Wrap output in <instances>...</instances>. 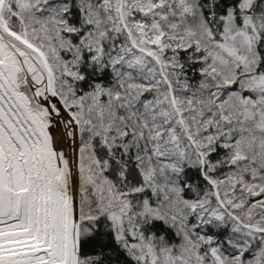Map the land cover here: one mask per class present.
Instances as JSON below:
<instances>
[{
    "label": "snow or ice",
    "instance_id": "1",
    "mask_svg": "<svg viewBox=\"0 0 264 264\" xmlns=\"http://www.w3.org/2000/svg\"><path fill=\"white\" fill-rule=\"evenodd\" d=\"M0 264H264V0H0Z\"/></svg>",
    "mask_w": 264,
    "mask_h": 264
}]
</instances>
